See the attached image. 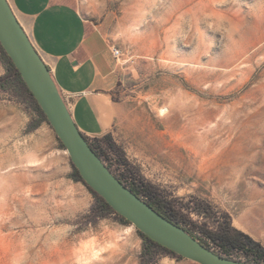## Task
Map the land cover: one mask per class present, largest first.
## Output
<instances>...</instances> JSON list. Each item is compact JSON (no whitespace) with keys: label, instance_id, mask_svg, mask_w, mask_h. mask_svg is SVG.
Masks as SVG:
<instances>
[{"label":"rangeland","instance_id":"obj_1","mask_svg":"<svg viewBox=\"0 0 264 264\" xmlns=\"http://www.w3.org/2000/svg\"><path fill=\"white\" fill-rule=\"evenodd\" d=\"M78 2L122 51L112 92L120 110L109 133L135 177L186 222L212 228L227 214L264 247V0ZM31 117L0 90V264H75L83 244L82 255L95 253L92 264H139L131 224L81 219L93 197L72 179L49 125L26 132ZM194 151L240 165L222 176L219 162L202 172L190 166L184 176L181 154ZM106 162L124 173L116 155ZM156 264L198 263L163 255Z\"/></svg>","mask_w":264,"mask_h":264},{"label":"water","instance_id":"obj_2","mask_svg":"<svg viewBox=\"0 0 264 264\" xmlns=\"http://www.w3.org/2000/svg\"><path fill=\"white\" fill-rule=\"evenodd\" d=\"M0 44L45 114L82 180L117 214L161 246L198 264H252L225 257L205 247L183 228L156 212L114 176L78 129L48 66L7 0H0Z\"/></svg>","mask_w":264,"mask_h":264},{"label":"crops","instance_id":"obj_3","mask_svg":"<svg viewBox=\"0 0 264 264\" xmlns=\"http://www.w3.org/2000/svg\"><path fill=\"white\" fill-rule=\"evenodd\" d=\"M85 136L110 132L120 104L113 43L78 0H7Z\"/></svg>","mask_w":264,"mask_h":264},{"label":"trees","instance_id":"obj_4","mask_svg":"<svg viewBox=\"0 0 264 264\" xmlns=\"http://www.w3.org/2000/svg\"><path fill=\"white\" fill-rule=\"evenodd\" d=\"M0 61L3 64L4 72L0 74V90L13 93L14 98L22 103L32 117L27 123L26 132H31L37 129L42 123L49 125L45 114L37 104L35 98L27 88L25 82L15 68L13 62L6 54L0 44ZM51 128V126H49ZM52 129V128H51ZM85 136V135H84ZM60 148L64 149L63 144L55 135ZM86 141L99 158L106 164L120 182H122L129 190L144 200L160 215L171 221L172 223L183 228L194 239L199 241L205 247L213 252L223 255L231 259H237L252 264H264V247L255 241L251 236L231 225L227 214L222 215V219L215 223V226L210 228L207 223L196 224L194 222H186L183 220L176 210L175 206L159 196L153 188L144 183L140 178H136V172L127 164L122 152L112 141L110 133H106L98 138L96 143H91L87 136ZM116 155L120 164L124 163V173L117 174L106 162L110 156ZM115 159V158H114ZM71 177L74 181H81L91 193L93 203L89 210L82 215L81 219L85 223H94L99 219L113 215L120 223L130 224L124 217L117 214L107 202L99 196L95 191L89 188L82 180L79 172L70 161ZM123 175L129 177L126 181ZM141 238V250L139 254V264H156L159 257L169 255L176 258H182L169 249L161 246L157 242L150 239L148 236L136 230ZM212 243L216 248H212L209 244ZM234 253L241 254L244 258H235Z\"/></svg>","mask_w":264,"mask_h":264},{"label":"bare ground","instance_id":"obj_5","mask_svg":"<svg viewBox=\"0 0 264 264\" xmlns=\"http://www.w3.org/2000/svg\"><path fill=\"white\" fill-rule=\"evenodd\" d=\"M160 111L164 114V113L168 112L169 110L167 107L166 108L162 107ZM178 117L179 116H177V115L175 116V118H178ZM206 150L209 151L210 149L207 148ZM222 156H223V154H221V153L210 154L207 152L200 153V152H196V151H194L192 154H187V155L181 154V158H182V161H183L184 166H185V170H184L183 175L185 176L188 173H190V169H189L190 166H194L195 168H197V170L199 172H202V171H204L203 169L208 163L217 164ZM219 163H221L222 166H220L219 169H217V170L220 172L221 176L225 173H230V170L227 169L229 167V166H227L228 163H224V162H219ZM239 165L240 164L237 162V163L233 164L234 167L233 166H230V167L236 168ZM231 170L238 172V169H231ZM248 215H249L248 213L244 214V216L250 220L251 218ZM241 228H243V227L241 226ZM243 229L246 230L245 227Z\"/></svg>","mask_w":264,"mask_h":264},{"label":"clouds","instance_id":"obj_6","mask_svg":"<svg viewBox=\"0 0 264 264\" xmlns=\"http://www.w3.org/2000/svg\"><path fill=\"white\" fill-rule=\"evenodd\" d=\"M131 231V229H130ZM93 240L95 239L94 237L92 238ZM105 245L103 243L98 244L97 248H103ZM88 247V244H83L80 248L76 249V259H75V264H92V259L95 255L93 251H88L84 253L83 255L81 254L84 252V249Z\"/></svg>","mask_w":264,"mask_h":264},{"label":"built area","instance_id":"obj_7","mask_svg":"<svg viewBox=\"0 0 264 264\" xmlns=\"http://www.w3.org/2000/svg\"><path fill=\"white\" fill-rule=\"evenodd\" d=\"M111 53L116 61L120 60L122 56V51L120 48L116 47L115 45L111 47ZM62 96V95H61ZM63 98V97H62ZM64 99V98H63ZM91 143H96L98 141V136H87ZM99 142V141H98ZM212 248H216L212 243H209Z\"/></svg>","mask_w":264,"mask_h":264}]
</instances>
